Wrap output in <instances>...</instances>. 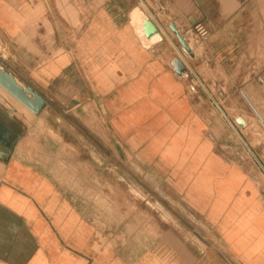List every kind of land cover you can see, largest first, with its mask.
I'll return each mask as SVG.
<instances>
[{"label": "crops", "instance_id": "obj_1", "mask_svg": "<svg viewBox=\"0 0 264 264\" xmlns=\"http://www.w3.org/2000/svg\"><path fill=\"white\" fill-rule=\"evenodd\" d=\"M137 12L143 23L153 20L159 39L148 37L144 24L140 30ZM177 58L186 73L175 70ZM0 66L39 92L45 108L47 89L68 68H89L90 81L106 83L109 106H131L113 118L122 136L135 131L143 140L153 132L160 147L173 137L179 145L207 141L225 163L216 175L173 172L176 194L185 195L180 205L192 218L171 213L169 219L115 224L98 217L97 204L68 196L62 177L44 168L48 162L29 147L27 112L0 95V264H264V188L204 136L207 116L224 112L219 96L235 88L258 97L264 0H0ZM98 68L105 69L104 79ZM248 125L247 119L233 129L248 156L260 162L244 131Z\"/></svg>", "mask_w": 264, "mask_h": 264}, {"label": "rangeland", "instance_id": "obj_2", "mask_svg": "<svg viewBox=\"0 0 264 264\" xmlns=\"http://www.w3.org/2000/svg\"><path fill=\"white\" fill-rule=\"evenodd\" d=\"M66 22L72 24V20ZM134 22L142 30L141 13L134 14ZM104 70L98 68L103 79ZM211 89L219 96L217 87ZM106 90L105 82L90 81L89 68L83 67L81 73H74L70 67L47 89L49 104L41 116L26 110L1 89L0 95L27 112L31 130L29 147L35 158H43V163L48 162L43 167L52 175L62 177L69 197L97 204L99 218L113 219L115 224L124 219H169L171 213L192 218L191 212L187 215L185 204L180 205L185 202V195L182 191L176 194L178 180L172 178L173 172L181 168L216 175L225 170V163L210 151L207 141L199 146L195 140L179 145L173 137L169 144L160 147L155 145L153 132H145L143 140L136 139L135 131L122 136L114 130L113 118L131 106H109ZM256 94L258 97L251 101L264 117V83L258 86ZM227 95L216 100L224 112L217 109L218 113L207 116L209 125L204 136L216 144L213 148L216 153L235 160L247 176L264 188V122L238 89ZM239 116L245 118L246 125L249 121L244 131L255 146L260 162L251 159L245 144L238 141L233 124L244 127L236 121ZM239 151L242 156H237ZM160 154L172 162H162ZM190 156L194 157L193 163L186 161Z\"/></svg>", "mask_w": 264, "mask_h": 264}, {"label": "water", "instance_id": "obj_3", "mask_svg": "<svg viewBox=\"0 0 264 264\" xmlns=\"http://www.w3.org/2000/svg\"><path fill=\"white\" fill-rule=\"evenodd\" d=\"M171 29L176 33L179 41L183 45L185 52L191 54L192 49L185 38L180 34L179 30L174 24H171ZM144 30L148 37L153 36L158 33V28L156 24L151 19L144 20ZM173 65L175 70L179 74H183L187 72V68L185 64L181 61V59L177 58L173 61ZM0 86L7 90L10 94H12L15 98H17L22 104H24L27 108H29L34 114L39 115L43 109L47 105L46 99L35 89L32 87H28L23 85L18 81L14 74H12L6 68L0 66ZM242 94L247 99L253 110L259 116V118L264 122V117L261 115L257 107L245 93L242 91ZM236 121L241 124L243 118L237 117Z\"/></svg>", "mask_w": 264, "mask_h": 264}, {"label": "bare ground", "instance_id": "obj_4", "mask_svg": "<svg viewBox=\"0 0 264 264\" xmlns=\"http://www.w3.org/2000/svg\"><path fill=\"white\" fill-rule=\"evenodd\" d=\"M143 22H142V31H143ZM156 37V39H159L160 38V35L159 34H156V35H154V37L153 38H155ZM152 38V39H153ZM0 89L3 91V92H5L6 94H8V95H10L11 96V94L7 91V90H5L3 87H1L0 86ZM14 97V96H13ZM25 106V105H24ZM25 108L27 109V110H30L29 108H27L26 106H25ZM243 118V121H242V123L240 124V126H245L246 125V120H245V118L244 117H242Z\"/></svg>", "mask_w": 264, "mask_h": 264}, {"label": "built area", "instance_id": "obj_5", "mask_svg": "<svg viewBox=\"0 0 264 264\" xmlns=\"http://www.w3.org/2000/svg\"><path fill=\"white\" fill-rule=\"evenodd\" d=\"M196 31L198 32V34L202 37V38H206L207 36V31L205 30V28L201 25L198 24L197 26H195Z\"/></svg>", "mask_w": 264, "mask_h": 264}]
</instances>
